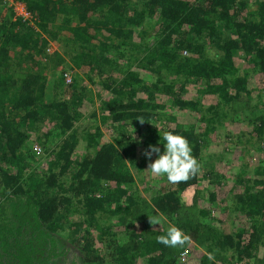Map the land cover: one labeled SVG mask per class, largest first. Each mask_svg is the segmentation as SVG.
Returning <instances> with one entry per match:
<instances>
[{"label":"trees","instance_id":"obj_1","mask_svg":"<svg viewBox=\"0 0 264 264\" xmlns=\"http://www.w3.org/2000/svg\"><path fill=\"white\" fill-rule=\"evenodd\" d=\"M23 1L38 28L12 20V10L0 15V197L11 191L0 198V264H70L64 261L71 249L60 234L67 226L88 264H177L187 234L212 254L201 253L197 264L254 262L261 251L264 258V176L237 172L236 185L243 189L232 191L224 203L249 225L236 230L222 231L211 220L217 217L210 206L189 205L181 197L198 179L200 164L211 184L219 183H214L215 163L202 162L211 132L263 102L260 93L253 95L248 69L241 74L236 56L244 52L248 67L264 78V0ZM47 35L59 40L61 57L68 56L93 85L109 92L102 97L103 109L122 132L117 141H103L96 127L80 160L72 158L79 142L75 125L92 89L80 75L66 84L56 66L53 96L47 95ZM102 73L109 75L104 79ZM194 82L198 92L188 89ZM208 93L218 98L209 106L202 102ZM162 94L167 100L159 102ZM167 106L195 110L203 128L186 124L175 112L167 115ZM167 118L175 124L159 128L157 121ZM138 119L145 145L169 148L178 163L172 166L188 169L178 181L179 193L169 190L154 209L135 188L132 174L136 143L126 133ZM247 119L250 134L264 140V113ZM45 123L50 124L45 144L56 147L49 171L39 174L27 170L33 164L27 128ZM59 133L65 137L55 142ZM251 150L261 153L264 147ZM257 167L256 173L264 174V158ZM166 173L175 174L172 168ZM216 190H210L209 203L217 202ZM144 206L146 212L159 210L174 226L163 218L161 228L149 227V215L140 212ZM75 213L84 218L70 219ZM146 216L145 230H138L134 221Z\"/></svg>","mask_w":264,"mask_h":264},{"label":"rangeland","instance_id":"obj_2","mask_svg":"<svg viewBox=\"0 0 264 264\" xmlns=\"http://www.w3.org/2000/svg\"><path fill=\"white\" fill-rule=\"evenodd\" d=\"M2 2V11H0L1 17L3 16L4 11H13V14L10 15L12 20L20 19L22 22L32 25L35 28L37 26V18L34 15V24H31L20 17L15 10V3L13 0H0ZM60 24V23H59ZM58 24V25H59ZM45 36V34L43 35ZM48 36V35H47ZM49 37V45L47 47L48 58L44 57V60H48L47 62V71L49 74L48 83H47V95L49 97L53 96L54 91V75L52 71L57 66L58 70L63 73L66 84L71 83L73 81L74 76L80 75L82 76L85 82L91 86L92 93L91 97L87 99L83 106L82 111L84 112V116L80 121H78L75 125L78 130L77 135L79 137V142L77 144L76 149L72 154V158L76 160H80L83 158V155L88 149V139L87 136H90L91 133L95 132L96 127L102 131V140L103 141H117V139L122 136V132L119 131V127H117L114 122H112L111 115L109 114V110H104V100L102 97L108 96L109 92L105 90L104 87H98L93 85L94 83L91 81V76L87 77L86 73L78 67L68 56L64 58L62 56V49L59 46V40L57 38ZM48 48H51L50 51ZM238 64L241 66V74H244L245 67L248 69L250 88L253 90V95L256 96V93H260L262 96V103H258L255 101V105L248 109L247 111H243L240 120H227L222 124H218L216 130L212 131L210 141L206 146L202 158V162L215 163L216 171L215 175L219 178L216 184L212 181L210 182V178H208V171L204 168H201V164L198 169V179L194 182H191L181 193V197L184 203L192 204L196 203L200 206H210L213 209L212 215L217 218L211 219L212 222L220 228L222 231L226 228L229 230H236L241 228L243 225H249V222H244L241 217H237L238 214L232 213L229 208L228 203L225 201L227 197L230 196L231 192H241L243 189L242 184L236 185L237 182V172H243L244 176H257L263 177L264 174L256 173L257 166L260 159L264 158V151L258 152L257 150L252 151L251 148L257 145H262L264 147V140L259 141L255 139V136L251 135L249 131L252 130L253 126L248 122L247 116L250 115V118L255 116L256 114L264 113V78H259L258 73L254 71L253 68L248 67L244 52H240L236 56ZM20 71V70H19ZM67 73V75H65ZM20 74V72H19ZM97 78L99 74H96L95 71L91 73ZM109 74L102 73V78H107ZM117 75V74H116ZM118 76V75H117ZM99 77V76H98ZM70 80H69V79ZM198 83H190L188 84V89L191 92H198ZM255 99V97H254ZM167 100V96L162 94L158 97L159 102H163ZM218 98L216 95L208 93L204 96L202 95L203 104L209 106L212 103L217 102ZM254 103V102H253ZM171 105V104H168ZM234 111V110H233ZM166 114L170 115L171 112H175L177 116H179V120L185 122L186 124H196V128L201 130L204 125L202 120H199V115H196L195 110H189L186 112L184 109H179L178 107L170 108L167 106ZM165 114V115H166ZM245 117V118H244ZM244 118V120H243ZM246 119V120H245ZM138 119L134 122H131L132 125H129V129L127 130L126 136L132 137L133 142L136 143V162L131 164L132 174L134 178L135 188H139L140 192L144 195L146 200L150 203V206L155 208V205L160 201V198L164 196V194L169 193V190L179 191V179L185 175L187 172V168L184 170V167H181V170L178 171L174 168L173 165L178 166V163L172 162L170 159V149L167 147L162 148H150L147 147L144 143L143 132H139L136 130ZM158 127L161 128L164 125H174L175 122L173 120L167 119H159L157 121ZM50 124L45 123L40 127L30 124L27 128L28 130V148H29V156L32 155V166L28 167V169H33L34 172L39 174H46L49 170L50 165V153L56 147V143L45 144V134L49 129ZM240 135L238 138L237 135ZM65 137V134L57 136L54 138L55 142H59L62 138ZM239 139V141L237 140ZM254 143V145H253ZM38 144L39 149L35 146ZM256 149V148H255ZM212 157H209V155ZM130 159V157L128 158ZM203 164V163H202ZM172 168L174 173L173 175H168L166 170ZM194 167H189L190 172L192 173ZM241 168V169H240ZM29 170V171H30ZM110 185L111 182H105ZM115 185V181L113 183ZM216 188V192L218 194V199L215 204L210 202V190L212 188ZM252 189H256L252 186ZM11 191L2 192L1 197L5 198ZM179 193V192H178ZM100 194V193H99ZM0 197V198H1ZM222 200V201H221ZM223 206H227L226 208H222ZM211 204V205H210ZM142 207V205H141ZM153 208V209H154ZM142 213L145 215H149L150 220L152 221L149 227L152 228H161L163 226L165 218L166 224L172 222L168 221L166 217H164L161 212L158 210L157 213H154L152 209L148 208L146 212L145 206L141 209ZM231 213V216L229 215ZM74 216V220H81L84 218V215L81 213H75L72 215L70 219ZM149 217L143 218L141 221H134L136 228L139 230H145V220L149 221ZM164 224V225H166ZM161 226V227H160ZM174 226V225H173ZM175 228L177 226L175 225ZM62 235V239L64 240V244L67 245L70 251V259L65 260L64 262L73 264H88L81 257V252L77 248V244L73 243L70 238L71 229L67 226L64 231L60 233ZM186 236L189 239V242L185 245L183 250L188 249L189 255L187 260H182L180 258V254L178 256L177 264H197L200 259L201 253H206L212 256L211 253H208L206 248L200 246L196 240L191 238L189 234ZM182 250V251H183ZM263 251L259 252V259L257 261L251 262L252 264H264ZM218 261V260H217ZM217 263H220L219 261ZM61 264V263H59ZM65 264V263H63ZM216 264V263H215ZM236 264V263H235Z\"/></svg>","mask_w":264,"mask_h":264},{"label":"built area","instance_id":"obj_3","mask_svg":"<svg viewBox=\"0 0 264 264\" xmlns=\"http://www.w3.org/2000/svg\"><path fill=\"white\" fill-rule=\"evenodd\" d=\"M14 3H15V10L17 12V14L22 17L23 20L31 23V24H34L33 23V19H34V14L28 9L26 3L22 0H13ZM49 51L51 48H48ZM65 75H67V73H65ZM69 79V78H68ZM70 80V79H69ZM35 146L39 149L38 147V144H35ZM188 255H189V250L186 249V250H183L181 251L180 253V258L182 260H187L188 258ZM216 264H222V263H216ZM236 264H252L251 262H237Z\"/></svg>","mask_w":264,"mask_h":264},{"label":"clouds","instance_id":"obj_4","mask_svg":"<svg viewBox=\"0 0 264 264\" xmlns=\"http://www.w3.org/2000/svg\"><path fill=\"white\" fill-rule=\"evenodd\" d=\"M23 1V0H22Z\"/></svg>","mask_w":264,"mask_h":264}]
</instances>
